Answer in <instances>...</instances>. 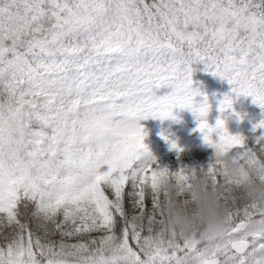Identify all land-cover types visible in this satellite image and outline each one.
Masks as SVG:
<instances>
[{
  "label": "snow or ice",
  "instance_id": "6c2138e0",
  "mask_svg": "<svg viewBox=\"0 0 264 264\" xmlns=\"http://www.w3.org/2000/svg\"><path fill=\"white\" fill-rule=\"evenodd\" d=\"M195 61L264 110V0H0V264H264V201L242 193L264 181V134L198 119L211 162L175 172L144 144L141 120L192 108ZM198 169L219 238L177 235L160 207L159 178Z\"/></svg>",
  "mask_w": 264,
  "mask_h": 264
},
{
  "label": "rangeland",
  "instance_id": "374dc122",
  "mask_svg": "<svg viewBox=\"0 0 264 264\" xmlns=\"http://www.w3.org/2000/svg\"><path fill=\"white\" fill-rule=\"evenodd\" d=\"M191 79L192 88L200 93L193 98L192 108L174 105L170 110V114L163 118L149 116L139 122L144 134L152 136L158 143V150L154 155L156 164L160 167H166L170 172L182 168L197 169L201 167L195 165L198 154L195 147L192 146V144L197 143L194 137L196 135L195 130L198 129V119L206 120L209 125L214 124L217 119L223 120L227 124L242 125L244 120L250 121L261 113L259 106L248 110L241 108L237 103L233 107H225L221 111V102L226 95L232 100L241 97V94L232 91V85L227 80L206 71L203 62H200L194 70ZM205 87L211 88L210 97L205 93ZM205 100L208 105L207 116L199 117V114L195 113L193 109L199 107ZM165 137H167V140ZM182 138L190 143L185 148L180 142ZM168 141H175L182 151L172 149ZM205 156L206 159L203 160L205 162L204 167L212 159L210 154L206 153Z\"/></svg>",
  "mask_w": 264,
  "mask_h": 264
},
{
  "label": "clouds",
  "instance_id": "9594fccd",
  "mask_svg": "<svg viewBox=\"0 0 264 264\" xmlns=\"http://www.w3.org/2000/svg\"><path fill=\"white\" fill-rule=\"evenodd\" d=\"M219 159L229 174L240 172L241 166L226 155ZM242 183L243 194L264 201V181L246 178ZM158 193L167 226L177 235L191 237L199 233L204 237L219 238L226 230L223 206L203 169L193 172L184 184H177L170 175L161 176L158 180Z\"/></svg>",
  "mask_w": 264,
  "mask_h": 264
},
{
  "label": "trees",
  "instance_id": "16d2710c",
  "mask_svg": "<svg viewBox=\"0 0 264 264\" xmlns=\"http://www.w3.org/2000/svg\"><path fill=\"white\" fill-rule=\"evenodd\" d=\"M195 62H193L191 64V66H193L195 64ZM166 88H170V87L166 86L164 88V93H166V90H165ZM154 92L156 93V89H154ZM247 100H249V101L243 103V106L250 105L251 103H253V97H251L250 95H248V99ZM261 119H264V115H262L257 122H259ZM233 130L234 131L232 133H230V134H232V135H236V134L242 135L245 138V143L248 146L253 145L255 143L256 138L258 136H260L261 134H264V129H257L255 131H253V124H250V125H248L246 127H243V128L236 127V128H233ZM201 141H203V140H201ZM144 144L147 146L148 150L151 153H153V150H154V147H155V143L151 140V138L144 136ZM213 151L214 150L212 148H210V147H207L205 149H200V148L197 149L196 153L198 154V156H197V159L195 160V165L204 167L205 166V162L203 160H204V158L206 159V156H205L206 153L210 154V155H213Z\"/></svg>",
  "mask_w": 264,
  "mask_h": 264
}]
</instances>
